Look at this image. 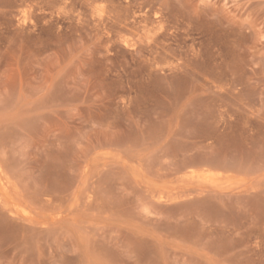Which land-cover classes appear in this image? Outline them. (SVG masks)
Segmentation results:
<instances>
[{
  "label": "rangeland",
  "instance_id": "374dc122",
  "mask_svg": "<svg viewBox=\"0 0 264 264\" xmlns=\"http://www.w3.org/2000/svg\"><path fill=\"white\" fill-rule=\"evenodd\" d=\"M0 264H264V0H0Z\"/></svg>",
  "mask_w": 264,
  "mask_h": 264
}]
</instances>
